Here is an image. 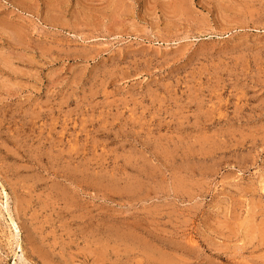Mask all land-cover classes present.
I'll return each instance as SVG.
<instances>
[{
    "label": "rangeland",
    "instance_id": "obj_1",
    "mask_svg": "<svg viewBox=\"0 0 264 264\" xmlns=\"http://www.w3.org/2000/svg\"><path fill=\"white\" fill-rule=\"evenodd\" d=\"M0 216V264H264V0H0Z\"/></svg>",
    "mask_w": 264,
    "mask_h": 264
},
{
    "label": "bare ground",
    "instance_id": "obj_2",
    "mask_svg": "<svg viewBox=\"0 0 264 264\" xmlns=\"http://www.w3.org/2000/svg\"><path fill=\"white\" fill-rule=\"evenodd\" d=\"M2 187V186H1ZM5 189V188H4ZM10 207V206H9ZM9 211V210H8ZM14 212V211H13ZM8 213V212H7ZM1 217V216H0ZM5 219V218H4ZM12 242V241H11ZM104 255V254H103Z\"/></svg>",
    "mask_w": 264,
    "mask_h": 264
}]
</instances>
